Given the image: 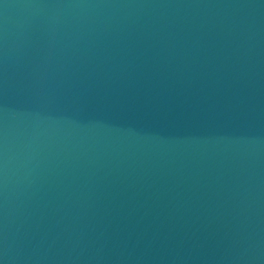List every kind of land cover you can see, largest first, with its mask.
Listing matches in <instances>:
<instances>
[{
	"label": "water",
	"instance_id": "95a60500",
	"mask_svg": "<svg viewBox=\"0 0 264 264\" xmlns=\"http://www.w3.org/2000/svg\"><path fill=\"white\" fill-rule=\"evenodd\" d=\"M0 264H264V0H0Z\"/></svg>",
	"mask_w": 264,
	"mask_h": 264
}]
</instances>
